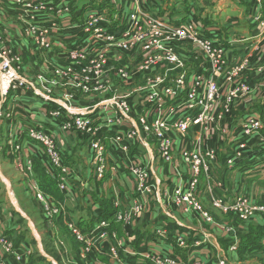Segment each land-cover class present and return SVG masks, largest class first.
I'll use <instances>...</instances> for the list:
<instances>
[{
    "label": "rangeland",
    "instance_id": "obj_1",
    "mask_svg": "<svg viewBox=\"0 0 264 264\" xmlns=\"http://www.w3.org/2000/svg\"><path fill=\"white\" fill-rule=\"evenodd\" d=\"M59 2L0 0V62L6 57L17 77L7 95L0 85V163L14 184L0 185V200L19 232L26 230V220L15 216L12 193L58 264L264 263V153L254 154L264 136V124L254 129L264 103V35L257 32L248 50L247 42H238L257 31L247 10L261 29L264 0H61L67 11L58 14ZM43 3L52 5L46 15ZM236 5L245 8L243 15L235 14ZM85 14L90 36L80 28ZM153 18L169 22L172 31ZM192 19L199 24L197 29L194 23V33L227 48L221 63L205 46L184 38L187 29L175 27L185 29ZM234 20L239 24L231 29L227 25ZM214 28L221 30L219 41ZM224 34L236 41L226 44ZM55 39L61 42L54 45ZM215 64L221 68L211 71ZM27 93L50 104L49 124L39 133L52 142L61 171L49 148L31 143L29 128L26 139L18 127L36 105L27 101ZM77 124H87L89 133ZM245 128L250 136H244ZM73 136L76 150L68 154L60 140ZM241 146L246 158L228 166ZM74 154L87 165L86 179L84 171L67 163ZM34 159L55 175L56 188L42 182ZM90 181L108 198L94 210L102 209V219L93 212L99 221L87 236L106 223L108 248L87 247L62 218L55 223L69 205L65 197L87 198ZM7 225L0 216L1 235L22 259L0 248V264L39 259L31 247L14 245ZM209 243L212 253L201 256ZM240 244L246 253L239 254ZM134 249L161 259L140 257L142 251ZM208 255L214 263L201 261Z\"/></svg>",
    "mask_w": 264,
    "mask_h": 264
},
{
    "label": "crops",
    "instance_id": "obj_2",
    "mask_svg": "<svg viewBox=\"0 0 264 264\" xmlns=\"http://www.w3.org/2000/svg\"><path fill=\"white\" fill-rule=\"evenodd\" d=\"M244 9H245L244 7L236 5V8H235L234 12H235L236 15H238L237 13H239L240 15H243L244 14ZM257 12H259V11H257ZM245 14H246L247 17L250 18V21H248L249 25L252 26L253 30L255 28L257 30L256 32H254L255 35H254V33H252L250 36H248V38H245V40L243 39L244 41L243 40L238 41L239 43L241 41L242 42H247V44H246V47H247L249 42H252V44H253L254 40L259 37L258 35L261 33V29L259 28V25L257 27V24L252 20L250 11L247 10V12H245ZM240 15H238V16H240ZM228 18L230 19V17H228ZM237 24H239V22L234 20V21L229 22L227 26L230 27L231 29H233L234 26H232V25H237ZM245 29H248L250 31L249 27H247ZM220 31L221 30H219L217 28H214V31L212 32L213 33V37L217 41H219L218 37L220 35L219 34ZM245 32H246V30H245ZM223 39H224V42L226 44H228V45L230 44L229 41L235 40L233 38V36H227V35L223 36ZM255 42L257 43L258 40H256ZM54 45H57V44L55 43ZM239 51H242V49H239ZM24 97L26 99H28L27 101H30L29 99H32V101L35 102L36 105H32L31 106V109H32L31 110V112H32L31 116L26 118V119L21 120L19 122V124H18V127H19L20 131L23 130V134H24L25 129L29 128L31 126V124L37 125V126H39L41 128L43 126H47L49 124L48 123L49 122L48 121L49 118H47V116L45 115V112H47V110L50 109V104L42 102L39 98H34L32 96V94H30V93H27L26 95H24ZM28 124H30V125H28ZM24 136H25V134H24ZM2 137L4 139H8V142H10L9 136L7 138H5L4 136H2ZM25 138L27 139L26 136H25ZM76 139L77 138L75 136H73V138H66V137L62 138L60 140V145L65 144L64 145V149L69 154L72 151L76 150L75 149V147H76ZM31 143H33V142H31ZM33 144L36 145L35 143H33ZM24 152H25V156L27 157L28 152H26V150H24ZM75 156L76 155L74 154L73 157L70 158L67 161V163L70 166H72V168H75V169L78 168L79 170L84 171V177H85L84 179H86L89 176V174L87 173V165L83 161L82 157H79V155H77L78 158H79V161H76ZM33 166H35L34 168L37 167L42 172V174L44 175V178H45L44 180L46 182H49L50 184H53V186L56 188V177H55V175H51L42 162H40L38 159H34ZM2 171L3 170H1V163H0V185H3L5 188L6 187H13L14 184L11 181V179L9 177H7L6 175H3L4 173ZM91 184H92V182L90 181V185ZM120 185H122V183ZM91 186L93 188H92L91 191H88L86 193L87 194V196H86L87 198H84L82 196V198H80V200H73L70 197H65V198H69L68 199L69 201L67 202L69 205H64V210L62 211L61 216L58 215V217L56 218L55 223L59 222L58 221L59 218H62L61 220H62L63 224L66 226L67 229L69 228L70 231L73 233V231H72V227H73V228L79 230L82 233V235L85 236V237L87 236V234H89L90 231H92V229L94 228L93 226H95L98 223V221H99L98 219L94 218L93 212L98 210V209L97 210H95V209L99 208L97 205L100 204L101 198H108V194H107V192L105 190L101 189L100 187L94 188L93 185H91ZM56 192H57L58 196H62L57 191V189H56ZM12 194L10 196L13 197V200L15 202V203L13 202L14 203L13 208L15 209L14 211L16 212L15 216L19 215L24 220H26L25 225L27 226V228H26L25 231H27V233L30 232V236H31V240L33 242V245L27 243L28 239L23 234L24 230H21V232H19V228H20V226L18 225L19 223L15 224V219L13 217L10 218L9 214H7V213L11 212V210H7V205H4L2 203V200H0V208H1L2 204H3V208H6V209L2 208L0 210V216H4V218L6 219V222H8L7 226L9 228L7 229V231L11 232V233H9L10 234L9 235L10 239L12 241H14L13 243H14L15 246L21 244V246H20L21 250H23V248L28 246V247H31V250H33V252L34 251L37 252V255H39L38 256L39 259L32 260L34 258V257H32L26 262L27 264H48L47 261H49V260H50L49 263L51 262V264H58L54 260V258L48 253L47 245H49V244H46V242L44 240V237L42 235V232H41L40 228L38 227V225L35 223V220L33 219V221H32V220H30L27 217L28 212L23 208L21 203L18 201V199H17L18 197L15 194H14L15 196L12 195ZM92 194L94 195L93 198L91 197ZM13 203H12V205H13ZM67 203H65V204H67ZM94 214H95L96 217H98L99 214H100V210L97 213L95 212ZM31 240H29V241H31ZM107 241H108L107 238L98 241L97 236H95L92 239V243L93 244H95V243L98 244L101 249H103L105 242L108 243ZM209 245H210V243L208 245H203V247L200 249V255L201 256L202 255H206L207 253L210 252L211 248H210ZM210 253H212V251ZM262 255H264V254L262 253ZM50 257H52V258H50ZM204 258H205V256H203L202 260H201V261H204V263H208V262H211V261L214 263V261H213L214 259H213V257L211 255H208V259L207 260H203ZM46 259H47V261H46ZM248 263L249 262H241V261H238L236 259H233V260L229 259L228 261H226V264H248ZM261 264H264V263L261 262Z\"/></svg>",
    "mask_w": 264,
    "mask_h": 264
},
{
    "label": "built area",
    "instance_id": "obj_3",
    "mask_svg": "<svg viewBox=\"0 0 264 264\" xmlns=\"http://www.w3.org/2000/svg\"><path fill=\"white\" fill-rule=\"evenodd\" d=\"M60 2H61V0H60ZM60 2L56 6V9H57L58 14H60L61 11L65 10L64 4H62ZM51 6L49 8H47V6L44 3L41 4V7H42V9H41L42 10V13L41 14L42 15H46V13H50ZM145 8L146 7H144V9ZM47 10H48V12H47ZM66 11H67V9L65 10V12ZM142 12L143 13H146L144 10ZM192 21L193 22H191L189 24V26L187 28H185V29L184 28H180V26H175V27L177 29H180V30L181 29H183V30H186L187 29L183 33V34H185L187 36V37H184V38L189 39L191 41H195L199 45L205 46L206 50L211 51L212 56H216L218 59H220V63H221V56L224 54V52L226 53L227 48L224 45H221V44H218V43H214V42L212 43V42H210L208 40H205L202 37H200L199 35H197L196 33H194L193 28L195 29V27H196L194 25V23H196L197 29H198V25L199 24H198L197 21H195L193 19H192ZM155 22H156L157 26H159L160 28L167 29L170 32L172 31V26L170 25L169 22L161 21V20H157V21L155 20ZM86 23H88V18H87L86 14H85L84 19H83V22L80 23V25H81L80 28H81V32H83L84 34L90 36L91 29L88 28V25H86ZM134 24H136V26H139L137 20H135V23ZM134 24H131V25H134ZM100 25H102V28H107V26H109L108 22L105 23V24H100ZM260 34L264 35V24H261V33ZM212 35H213V33H212ZM57 42H61V41H57L55 39L54 40V44L57 43ZM71 48L72 47H69L68 46L66 49H71ZM248 49H246V50H248ZM70 54L76 55V52H71ZM220 68H221V65L220 64H218L217 66L215 64L214 66H211V71H214L216 69L219 70ZM0 71L2 73V75H0V85H1L2 92H3L2 94L7 95V92H9V89H10L11 84H13L16 81L17 77L15 75V72L11 69V64H10V62L8 61V59L6 57H3L2 58V61L0 62ZM20 85H22V84L20 83ZM24 91H26V90H24ZM61 106H63V105H61ZM65 109H67V108L65 107ZM190 109H192V108H190ZM225 109H227V107H225ZM260 110H261L260 116L254 118V119L257 120V121H255V123H256V125L254 127L255 130L262 129L263 128V124H264V103L261 104ZM257 116H258V114H257ZM77 125L79 127H81V126L86 127V128L88 127L87 124H77ZM34 127H29V129L27 130V133L26 134H27L28 138L30 140H32L33 143H35V144H40L41 143L44 146H46L47 148H49V151L47 150V152H48V155H49L51 161L61 171V168H59L58 155H57V153L55 151L52 150V147H53L52 142L48 138H46L45 136H43L41 133H39V130H40L41 127H39L37 125H34ZM252 127L251 128L248 127L250 131L253 130ZM245 129H246V133H245L244 136L245 137L250 136V135H248L249 134V131L247 130V128H245ZM89 131L90 130L87 128V133H89ZM254 139H255V137H253L251 139L252 142L250 143V147H253L254 141H255ZM249 140H250V138H249ZM260 140H261L260 141V144H262V147H260L261 149H259V147H258L257 148L258 150L254 149L255 156L261 155L262 153H264V136H262ZM94 148L95 149H97V148L100 149V147H99L98 144H96V146ZM245 149H246V147L241 146L240 147V150H238L236 153H234V157L231 158L228 161V166L232 165V163H234L235 160H239V159H242L243 160V159H245L246 156H243V153H242L243 150H245ZM250 152H252V151H250ZM37 198L38 199H41V196L39 195ZM53 213L55 214L56 212H53ZM106 227H107V224L104 223V222H101L100 223V227L98 229H96L98 232H97V234H94V235L97 236L98 241L108 238L107 233H106ZM72 231L76 235V237L78 238V240L80 242L85 243L87 247H91V243H92L93 237H90V236H91V234L95 233V231L93 233H91L89 236H86V237L83 236L80 231H78L77 229H75L73 227H72ZM104 245H105L106 248H108L109 243H106L105 242ZM0 248L3 249L7 254H9L11 256L10 258L14 257L16 259V261H18V262L21 261L22 257L20 256V254H18L17 252H15V249H12L11 244L7 242V240L4 238L3 235H1V233H0ZM120 250H123V249L120 247ZM124 252H125V250L122 252V254ZM143 252H146V253L144 254ZM117 254H118V252H117ZM144 255L149 260H151V259H156V260L161 259V257H157V254H153V253L151 254V252H147V251H145L143 249L142 252L140 253V257L141 256L143 257ZM217 264H221V263H217Z\"/></svg>",
    "mask_w": 264,
    "mask_h": 264
},
{
    "label": "trees",
    "instance_id": "obj_4",
    "mask_svg": "<svg viewBox=\"0 0 264 264\" xmlns=\"http://www.w3.org/2000/svg\"><path fill=\"white\" fill-rule=\"evenodd\" d=\"M37 170H38V172H39V174H40V176H41V179H42V182L44 183V184H46V185H48L49 187H50V183L49 182H46L44 179V175L42 174V172L37 168ZM105 213H106V210H105ZM102 209H100V214H99V216L98 217H100V219H102ZM257 239V238H256ZM255 238H252L251 240H253L254 241V246L255 247H259L260 245H259V240H256ZM256 241V242H255ZM134 250H136V251H142L143 249H134ZM246 249H245V247L243 246V244H240L239 245V247H238V252H239V254H241V253H243V252H245L246 253ZM25 264H27V263H25Z\"/></svg>",
    "mask_w": 264,
    "mask_h": 264
}]
</instances>
